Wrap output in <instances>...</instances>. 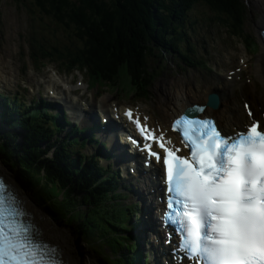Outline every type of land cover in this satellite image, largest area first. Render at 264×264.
Masks as SVG:
<instances>
[{"label": "snow or ice", "instance_id": "snow-or-ice-1", "mask_svg": "<svg viewBox=\"0 0 264 264\" xmlns=\"http://www.w3.org/2000/svg\"><path fill=\"white\" fill-rule=\"evenodd\" d=\"M218 100L210 95L207 107H218ZM204 111L195 106L172 123L186 155H178L166 130L150 127L130 109L123 112L139 137L129 136V142L144 153L145 166L152 159L163 166L162 221L171 229L166 242L175 233L176 264H264V125L253 121L223 135L212 119L192 118ZM26 216L0 176V264H64L58 249L36 238Z\"/></svg>", "mask_w": 264, "mask_h": 264}, {"label": "rangeland", "instance_id": "rangeland-1", "mask_svg": "<svg viewBox=\"0 0 264 264\" xmlns=\"http://www.w3.org/2000/svg\"><path fill=\"white\" fill-rule=\"evenodd\" d=\"M241 1H243L246 7V15L244 17L246 18L245 31L252 42H257L259 37L255 35V23L263 16L264 0ZM37 7L32 0H0V51H2L1 54L3 53L9 56L3 58L0 55V58L4 62L11 63L14 77L16 78V80L10 78L6 81H0V83L8 90L13 89L14 82L29 79L35 81L32 85L35 88L41 80L45 79L48 83L50 77L54 76L76 87L81 74L74 72L73 74L67 75L55 64L46 63L45 67L42 65L34 66L29 58L31 40H36L43 46L62 49L64 45L69 44L70 38H72V35L66 29L53 24L50 19H45L43 23L39 19L37 13L39 10ZM188 18L191 22H195V24L193 25V31L187 35V42L190 45H195L196 56L208 59L209 64L206 69L197 67L196 70L189 69L181 72L177 66L168 65L170 67H167V62L162 63L164 58L161 60L159 67L156 68L154 67L155 60L151 58L149 60V66L156 69L154 71L156 73V79L154 81L152 96L146 104L138 103L135 105L144 107L146 109L145 111L150 113L154 118H158L161 112L158 108V103L169 98H166L165 92L160 90V87L166 82L172 84L167 87V90H175L185 80V90L189 96L195 97L200 95L203 88L209 87L210 84L223 83L227 74L229 75L228 82L232 81L233 75H230L229 72L233 71L239 74L235 78L236 84L232 89L234 104L240 105V102L243 100L241 94L247 91L246 88L251 86L252 82L257 92L264 91V86L260 79L250 73L253 64L241 63L244 55V50L240 45L241 41L231 37L228 31L219 23L217 19L223 18L220 13L217 15V12H211L207 7L200 4L194 7L189 13ZM186 27L188 28V25ZM27 38H30V40ZM3 64V62H0V68ZM165 65L166 67L164 69ZM237 68L239 70L238 72L235 71ZM121 87H125L124 82H121ZM93 90L85 94H83L84 90H82L81 93L86 97L91 92H94ZM58 92L61 93V90L59 89ZM118 94L124 95L123 92L119 91ZM125 95L128 97V93ZM24 96L25 99L31 97V95H27L26 93ZM164 98L166 99L164 100ZM247 100L255 103L254 97L251 94ZM128 102L134 103L135 99H129ZM60 229L65 231L62 228ZM67 231L69 229L66 228V233H68ZM69 235L74 241V236L71 233ZM95 261L88 257L86 264H98ZM80 263L84 264L81 261Z\"/></svg>", "mask_w": 264, "mask_h": 264}, {"label": "trees", "instance_id": "trees-1", "mask_svg": "<svg viewBox=\"0 0 264 264\" xmlns=\"http://www.w3.org/2000/svg\"><path fill=\"white\" fill-rule=\"evenodd\" d=\"M33 1L48 17L69 29L82 44L78 48L80 53L69 54L80 64L97 70V66H106L108 62L114 66L104 67L109 72L126 65L136 75L142 70V61L150 47H156L157 42L174 43L175 31L171 26L179 23L182 8L186 6L183 3L202 2L233 16L243 8L240 0Z\"/></svg>", "mask_w": 264, "mask_h": 264}, {"label": "bare ground", "instance_id": "bare-ground-1", "mask_svg": "<svg viewBox=\"0 0 264 264\" xmlns=\"http://www.w3.org/2000/svg\"><path fill=\"white\" fill-rule=\"evenodd\" d=\"M262 26H264V12H263V16L260 17V20L257 22L258 31L256 32V34L258 36L260 35L259 29ZM245 60L248 62H251L254 65V67L252 68V72L255 75H257L258 77H260L261 80H263L264 79V47H262L258 50L257 54L252 58V60H247L246 58H244L243 61H245ZM0 62H4L2 60V58H0ZM8 63L10 64V62H8ZM1 74H3V76L6 77L4 75V66H3V70L0 69V76H1ZM64 85L66 88L70 87L68 85V83H64ZM222 90H218V91H222V96H223V101H224L223 108L221 110H218V111H207L206 110L205 116H213V117L217 116L222 121L226 120V124H227L226 128H225L226 131L228 133H233L237 129H239V127H241V125L244 122H248V120H249L248 116L251 115V112L249 110L246 111L245 109H243V105L241 106V108L229 107V105H231V101L233 99V97H230V93H233V90H231L228 85H224ZM51 93H52V97H55L54 96L55 93L53 91ZM169 96L171 98H169L170 100H168L167 104L171 107V109L165 110L164 112H162V114L160 116L161 121H157V125L160 126L159 128L166 130L167 136L172 140V142L175 144L176 147H179L181 149L182 145H180L178 136H176V134L171 132V130H170L171 121L177 114L180 113L181 110H183L185 107L191 105L193 102H191L187 97H185V94L183 92L181 93V91H180V93L176 92V94H169ZM186 98L188 100H186ZM105 101H106V99H102L101 102L105 103ZM200 103L204 104L205 98H203ZM56 104H57V102H56ZM80 107L85 108V109L88 108V107H84V106H80ZM258 108H259L260 112L264 113V105L261 104V105H259ZM139 111L143 115L147 116L146 118L148 121V125L152 128H156L155 124H153V120L146 114L145 110L139 109ZM101 112L104 113V111H101ZM253 116H254V114L252 115V117ZM140 118L143 119L145 117L140 116ZM182 149H183V147H182ZM121 155H122V153H121ZM69 165H73V163H71ZM76 165H79V164H76ZM26 169H28V168H26ZM34 169H36V168H34ZM70 169L71 168L69 167L70 173H73V172H71ZM153 169L161 170L160 166H154L152 169L149 168V174L150 175H148V173L147 174L145 173L146 175L141 176L142 181H144V183L147 187H149V184L155 185L156 179H155V172ZM124 171H126V170H124ZM28 176L31 177V174L28 173ZM135 176L140 177L138 175H135ZM68 179H70V178H68ZM136 179H138V178H136ZM60 181H65L67 183L69 182V180H67L66 178H61ZM47 184L49 186L53 187L54 191H57L56 186L52 185L51 183H47ZM153 185H152V188H153ZM16 191L18 192V190H16ZM18 195H19L21 201L23 202L24 208H26L27 212H29L31 214V217L37 223L36 225L41 230L42 236L48 238L49 240H51L52 242H54L55 244L58 245V247L62 251L64 259L67 261L68 264H81L80 263L81 260L79 259V257L77 256V253H76L77 249L75 247L74 241L69 235L70 233L73 235L71 230L67 231L69 233L68 234V233H66V228H62L59 225L55 224L44 211H42L41 209L36 207V204L28 197L26 192L22 193V194L19 192ZM55 197H56V199H59L62 196L58 195V193L56 192ZM54 201H55V199H54ZM145 205H146L145 207L143 206L144 210L147 212L148 211L147 206H148L149 207L148 209H150V212H151L150 217L155 218V216L158 215V209H157V206L155 204V199L151 194H149V204H145ZM156 217H159V216H156ZM155 226H156V224H154V227ZM60 228L64 229L65 231L61 230ZM141 232H143V230ZM144 235H145V233L143 232V236ZM88 257H90L93 260H96L93 256H88ZM86 260H85V264H86Z\"/></svg>", "mask_w": 264, "mask_h": 264}, {"label": "water", "instance_id": "water-1", "mask_svg": "<svg viewBox=\"0 0 264 264\" xmlns=\"http://www.w3.org/2000/svg\"><path fill=\"white\" fill-rule=\"evenodd\" d=\"M110 49H113V48H110ZM108 63V62H107ZM111 64V63H110ZM112 66H113V64H112Z\"/></svg>", "mask_w": 264, "mask_h": 264}]
</instances>
